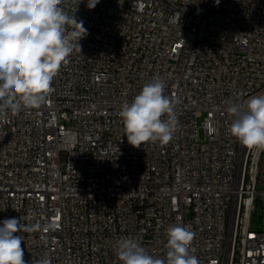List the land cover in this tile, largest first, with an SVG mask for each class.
Returning <instances> with one entry per match:
<instances>
[{
    "label": "built area",
    "instance_id": "obj_1",
    "mask_svg": "<svg viewBox=\"0 0 264 264\" xmlns=\"http://www.w3.org/2000/svg\"><path fill=\"white\" fill-rule=\"evenodd\" d=\"M86 3L61 5L88 35L46 102L0 120V221L40 225L18 233L24 259L121 264L125 237L163 258L181 225L200 264H264V226L251 227L264 151L231 136L227 112L264 95V0ZM157 76L178 130L134 148L119 112Z\"/></svg>",
    "mask_w": 264,
    "mask_h": 264
},
{
    "label": "clouds",
    "instance_id": "obj_2",
    "mask_svg": "<svg viewBox=\"0 0 264 264\" xmlns=\"http://www.w3.org/2000/svg\"><path fill=\"white\" fill-rule=\"evenodd\" d=\"M63 2L0 0V120L24 109H39L61 67L74 52H82L80 41L88 29L83 20L61 7ZM99 3L87 0L86 7L92 10ZM165 88V80L154 77L131 103L122 104L119 116L124 137L134 148L146 143L167 144L178 130L174 101L164 94ZM227 112L233 117L231 136L252 151H264V95L251 96L244 106L229 103ZM164 116L167 118L162 119ZM39 227L22 224L17 218L0 221V264H52L47 255L36 261L24 259L23 239L18 233ZM166 236L163 258L150 254L131 237L116 242V257L121 264H200L193 248L195 233L189 227L170 226Z\"/></svg>",
    "mask_w": 264,
    "mask_h": 264
},
{
    "label": "rangeland",
    "instance_id": "obj_3",
    "mask_svg": "<svg viewBox=\"0 0 264 264\" xmlns=\"http://www.w3.org/2000/svg\"><path fill=\"white\" fill-rule=\"evenodd\" d=\"M261 185L258 186V190H262ZM264 226V205L259 196L256 197L255 208L252 214L251 227L254 230H261Z\"/></svg>",
    "mask_w": 264,
    "mask_h": 264
}]
</instances>
